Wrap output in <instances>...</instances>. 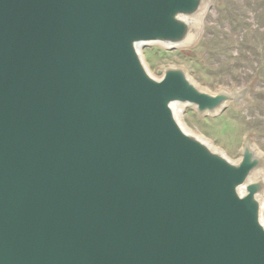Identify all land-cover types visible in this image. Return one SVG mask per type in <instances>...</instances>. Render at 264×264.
Instances as JSON below:
<instances>
[{
    "label": "water",
    "instance_id": "obj_1",
    "mask_svg": "<svg viewBox=\"0 0 264 264\" xmlns=\"http://www.w3.org/2000/svg\"><path fill=\"white\" fill-rule=\"evenodd\" d=\"M211 0H0V264H264L263 160L184 131L239 103L143 47Z\"/></svg>",
    "mask_w": 264,
    "mask_h": 264
},
{
    "label": "rangeland",
    "instance_id": "obj_2",
    "mask_svg": "<svg viewBox=\"0 0 264 264\" xmlns=\"http://www.w3.org/2000/svg\"><path fill=\"white\" fill-rule=\"evenodd\" d=\"M198 28L199 38L189 48L143 47V62L156 79L158 71L181 68L208 93H244L241 102L214 115L186 106L179 120L232 163L240 161L249 141L263 160L258 175L264 181V0H211Z\"/></svg>",
    "mask_w": 264,
    "mask_h": 264
},
{
    "label": "bare ground",
    "instance_id": "obj_3",
    "mask_svg": "<svg viewBox=\"0 0 264 264\" xmlns=\"http://www.w3.org/2000/svg\"><path fill=\"white\" fill-rule=\"evenodd\" d=\"M210 7V5H207L206 7H205V9H204V11H203V14H202V17L205 15V13L208 11V8ZM202 17L200 18V20L202 19ZM199 20V21H200ZM199 35H200V30H197V32L195 33V34H192L191 36H189L183 43H181L180 45H178L177 47L178 48H189V47H191V46H193L196 42H197V40H198V38H199ZM180 109H181V107H178V106H174V112H175V115H176V117L179 119V114H180ZM183 127V126H182ZM183 129H184V131L186 132V133H188V134H191V135H193L194 137H196V138H199V139H201L200 137H198V136H196V135H194V134H192L191 132H189V131H187L184 127H183ZM259 175L258 174H256L255 175V177H258ZM262 199H264V195L262 196Z\"/></svg>",
    "mask_w": 264,
    "mask_h": 264
}]
</instances>
